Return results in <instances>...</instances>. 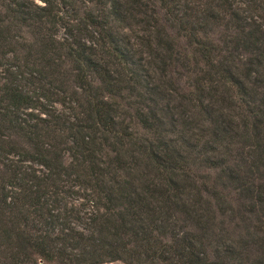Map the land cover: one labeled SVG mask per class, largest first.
Wrapping results in <instances>:
<instances>
[{
	"label": "trees",
	"instance_id": "16d2710c",
	"mask_svg": "<svg viewBox=\"0 0 264 264\" xmlns=\"http://www.w3.org/2000/svg\"><path fill=\"white\" fill-rule=\"evenodd\" d=\"M0 264H264V0H0Z\"/></svg>",
	"mask_w": 264,
	"mask_h": 264
}]
</instances>
